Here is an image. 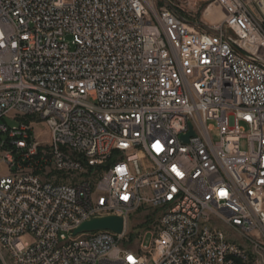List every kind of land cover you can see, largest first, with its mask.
<instances>
[{"label": "built area", "instance_id": "built-area-1", "mask_svg": "<svg viewBox=\"0 0 264 264\" xmlns=\"http://www.w3.org/2000/svg\"><path fill=\"white\" fill-rule=\"evenodd\" d=\"M198 1L0 0V264H264V0Z\"/></svg>", "mask_w": 264, "mask_h": 264}, {"label": "rangeland", "instance_id": "rangeland-1", "mask_svg": "<svg viewBox=\"0 0 264 264\" xmlns=\"http://www.w3.org/2000/svg\"><path fill=\"white\" fill-rule=\"evenodd\" d=\"M177 1V0H176ZM182 2L190 1V6H185L184 14L187 18L201 24L204 27H211L217 25L221 21V14L218 12L216 5H210L199 2L198 0H180ZM35 136L40 141H48V136L42 129H35ZM6 175V170L0 165V176ZM150 229V221L147 220L146 214L136 212L129 217L128 233L124 238L123 243L135 247L137 245L140 235ZM222 229L226 231L229 240H234L238 244H242L239 236L233 233L228 227L223 226ZM151 243V236L145 235L143 238V245L149 246Z\"/></svg>", "mask_w": 264, "mask_h": 264}, {"label": "water", "instance_id": "water-1", "mask_svg": "<svg viewBox=\"0 0 264 264\" xmlns=\"http://www.w3.org/2000/svg\"><path fill=\"white\" fill-rule=\"evenodd\" d=\"M192 133H188L186 136L182 137L184 142H187L188 137ZM124 229V221L122 218L117 216H106L101 218H93L85 223H83L79 228H77L73 234L77 235L84 232H94L101 230H108L116 235H121Z\"/></svg>", "mask_w": 264, "mask_h": 264}]
</instances>
